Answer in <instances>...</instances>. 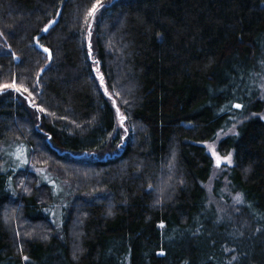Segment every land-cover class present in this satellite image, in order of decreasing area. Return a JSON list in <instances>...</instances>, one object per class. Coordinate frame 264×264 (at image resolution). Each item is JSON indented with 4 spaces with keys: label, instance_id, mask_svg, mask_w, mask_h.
<instances>
[{
    "label": "trees",
    "instance_id": "trees-1",
    "mask_svg": "<svg viewBox=\"0 0 264 264\" xmlns=\"http://www.w3.org/2000/svg\"><path fill=\"white\" fill-rule=\"evenodd\" d=\"M99 2L0 0V264H264V0Z\"/></svg>",
    "mask_w": 264,
    "mask_h": 264
},
{
    "label": "rangeland",
    "instance_id": "rangeland-1",
    "mask_svg": "<svg viewBox=\"0 0 264 264\" xmlns=\"http://www.w3.org/2000/svg\"><path fill=\"white\" fill-rule=\"evenodd\" d=\"M261 84L263 86V91H264V72H263ZM118 121H120V118H118ZM236 126L237 123L235 122L230 127L220 130L214 139L200 142L202 145L205 146L207 152L213 157V161H214L213 170L210 179L205 183V186L209 194L208 196L210 203L214 204L219 210L225 209L226 205L224 201L219 197H217L216 194H214L213 192V187L215 185L216 180L222 181L221 186L224 192L228 193L229 195H234V194H232V192L229 191L227 187V174H226L227 169L233 164V151L230 150L227 153H223L222 151L219 150L218 144L221 138L229 134L236 133ZM6 147L7 148L12 147V149H17L19 148V143L9 142L8 144H6ZM212 148L215 149V152L221 158L227 157L229 154H231V163L229 164L222 160L220 165L217 166L216 157L212 153ZM16 153L17 151H13L8 154L6 153L7 154L6 159H8V164L11 165L16 164L19 167H23L27 165L26 163L23 162V160H27L26 153L23 152V159H17ZM28 168L33 172H35L36 174H38L41 180H44L51 185L54 193L53 204L51 205L52 215H53L52 219L54 221L55 226L59 229L61 227V214L63 207L69 205L70 204L69 201L72 200L74 197H76L72 193L71 182L67 179L58 178L59 176L57 174H59V172L50 171L49 167L46 165H38L31 161L28 162ZM36 229H39V225L36 226L35 230Z\"/></svg>",
    "mask_w": 264,
    "mask_h": 264
},
{
    "label": "snow or ice",
    "instance_id": "snow-or-ice-1",
    "mask_svg": "<svg viewBox=\"0 0 264 264\" xmlns=\"http://www.w3.org/2000/svg\"><path fill=\"white\" fill-rule=\"evenodd\" d=\"M103 7V5L99 2V0H97V3L93 4L92 8L89 10L88 15L89 16H94L95 12L98 10V8ZM44 31H47V28L44 29ZM89 36H91V32L88 33ZM45 51H48V49H44ZM89 54H91V44H89ZM101 81H103V77H101ZM11 88L13 90H15L16 92H28V89L26 87L23 86V84L21 85H17L15 80H13V82L11 84H0V89H8ZM107 94V91H106ZM32 94L29 92V96H31ZM126 102V101H125ZM234 107L236 108H241L242 105L241 104H235ZM38 111L43 112L45 111V109L43 108H38ZM117 115L119 116L120 120L123 121L125 119V117L123 115H121L119 113V109H117ZM212 153L213 155L216 157V162H217V166L220 165V163L223 161L227 162V163H231V154H229L227 157H223L221 158L216 152L215 149L212 148ZM16 158L17 159H23V149L18 148L17 149V153H16ZM24 163H27L26 160H23ZM236 199L239 201L240 200V196L238 195L236 197ZM161 227H163V225H160ZM161 255H163V253H161ZM25 259H27V257H25ZM233 259H235V257H233Z\"/></svg>",
    "mask_w": 264,
    "mask_h": 264
},
{
    "label": "water",
    "instance_id": "water-1",
    "mask_svg": "<svg viewBox=\"0 0 264 264\" xmlns=\"http://www.w3.org/2000/svg\"><path fill=\"white\" fill-rule=\"evenodd\" d=\"M56 19L52 20L45 28H47V31L56 23ZM44 28V29H45ZM47 31H44V32H47Z\"/></svg>",
    "mask_w": 264,
    "mask_h": 264
}]
</instances>
